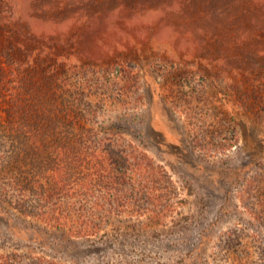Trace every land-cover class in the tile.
Listing matches in <instances>:
<instances>
[{"label":"rangeland","instance_id":"374dc122","mask_svg":"<svg viewBox=\"0 0 264 264\" xmlns=\"http://www.w3.org/2000/svg\"><path fill=\"white\" fill-rule=\"evenodd\" d=\"M68 1L72 6L70 0H3L0 9L11 8L14 16L1 15L0 22L12 25L14 37L30 40V24L51 27L45 21L54 22L59 8L72 13ZM138 1L143 9L172 0ZM176 1L167 8L169 16L155 9L148 13L149 43L141 34L130 35L129 48L108 53L107 61L119 57L125 70L114 64L87 68L86 74L94 81L107 76L135 92L137 99H127L128 105L105 96V106L98 104L101 96L91 99L102 114L95 130L118 138L128 152L146 155L153 180L168 190L162 219L151 221L141 205V213L121 214L114 236L91 241L21 221L10 223L11 229L0 223V251L63 264H261L256 253L264 244V0ZM33 34L53 38L40 30ZM63 43L56 52L87 54L85 45ZM31 52L26 56L32 60ZM60 63L56 60V68L65 77ZM45 80L39 84H48ZM64 87L58 86L59 96L69 100L71 111L79 95ZM62 125V131L71 129ZM116 236L121 241L112 245Z\"/></svg>","mask_w":264,"mask_h":264},{"label":"trees","instance_id":"16d2710c","mask_svg":"<svg viewBox=\"0 0 264 264\" xmlns=\"http://www.w3.org/2000/svg\"><path fill=\"white\" fill-rule=\"evenodd\" d=\"M70 2L71 14L59 8L54 22L45 21L52 22L51 27L30 24V40L14 37L12 25L8 22L5 28L0 22V223L11 229L10 223L21 221L63 231L69 238L107 240L116 234L113 229L120 228L117 225L121 214L141 213V205L147 206L143 210L148 211L151 221L161 220L160 210L169 204L165 196L168 190L153 180L152 169L144 162L146 155L128 152L118 138L104 137L95 130L102 114L98 112L99 105L90 103L91 99L101 96L98 104L105 106V96L121 106L128 105L127 99L137 98L130 86H118L107 76L101 81L87 77V68L96 71L118 64L125 70L123 59L113 57L108 62V53L120 46L129 48L130 35L141 34L149 43L152 33L148 13L155 9L169 16L167 8L174 7L177 1L162 2L156 7L141 5L146 7L143 9H139L138 0H113L112 5L109 0ZM162 6L165 7L159 9ZM12 11L5 6L0 16L11 19ZM37 30L53 38L40 39L33 34ZM65 39L85 45L87 54L73 50L65 53L64 49L56 52V47L65 45ZM29 49L32 60L31 55L26 56ZM46 60L49 63L44 66ZM56 60H61L65 77H60ZM43 76L48 84L41 86L39 79ZM59 85L65 86L61 89L67 94L79 95L71 111L69 100L59 96ZM60 100H64L63 105L59 103L53 111V103ZM43 103L49 105L40 110ZM80 105L86 108L75 112ZM51 114L53 117L48 116ZM62 124L71 129L60 130ZM116 136L120 138L121 133ZM120 236L109 242L114 245L121 241ZM124 239L128 236L124 235ZM261 247L256 255L260 254L258 261L264 264V244ZM197 251L195 247L191 251L195 258ZM28 260L30 264H63L18 250L0 251V264H29ZM129 264L145 263L138 260Z\"/></svg>","mask_w":264,"mask_h":264}]
</instances>
